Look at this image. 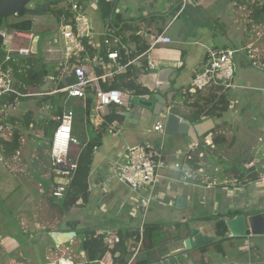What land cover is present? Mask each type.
Masks as SVG:
<instances>
[{
	"label": "crops",
	"instance_id": "0c3cea01",
	"mask_svg": "<svg viewBox=\"0 0 264 264\" xmlns=\"http://www.w3.org/2000/svg\"><path fill=\"white\" fill-rule=\"evenodd\" d=\"M82 1L89 4H83ZM106 1L113 5L108 18L103 17L99 0L71 2V6L74 2L80 5V11L86 15L91 27L90 40L96 53L92 55L89 51V69L93 75H104L107 65L113 62L108 58V52L124 50L128 57L126 63L130 62L128 66L118 71L117 65H113L116 72L102 79L100 85L108 86L117 75L134 69L139 87L134 90L120 89L125 93L127 104L112 105L104 115L97 112L95 120H91L86 142L95 134V127L99 129L105 124L106 132L101 144L93 149L94 158L89 174L90 195L83 206L63 212L57 197L52 195L57 183L51 172V142L48 153L39 152L46 137L39 140L38 134H33L28 149L34 155L36 152L39 154L29 163L21 164L9 162L20 159L21 150L25 146L22 148L20 145L19 149L11 144L3 146L0 142V158L5 161H0V189L3 190L0 193L1 198L3 197L0 204V260L2 259L3 264H53L58 258L67 257L73 264H100L90 260L87 251L82 248L79 230L93 229L99 234H115L119 231L136 230L143 225L162 224L168 230L169 236L171 234L176 237L175 224L189 221L192 227H198L203 234L217 237L215 241L205 244L209 247L204 251H200L199 247L190 250L195 264H264V235L236 237L229 231L220 246H214L212 243L220 238L216 235L214 221L205 219L233 210L248 215L264 212V172L259 180L242 183L228 169L229 160L239 155L241 158H252V162L261 164L264 170V63L261 59L257 60L258 65L253 64L255 68L244 69L243 77L235 79V72L233 86L226 88L230 100L229 109L221 117L212 118L214 128L219 127V132L226 137V142L219 147L218 154L215 155L214 152L216 144L213 134L210 133L212 129L198 138L193 129V124L197 121L190 117L194 111L190 104L197 97L192 81L207 63L211 52L229 48H250L254 57L262 58L264 38L258 31L256 34L263 39L260 40V36L254 37L258 25L255 27L250 22V10L244 4L238 6V0ZM70 11L74 14L71 9ZM129 26L135 29V34L141 36L140 43L124 38ZM58 33L60 34V30ZM161 33L170 36L171 42L159 43L151 48L153 36ZM21 34L24 36L11 37L14 40L11 47L20 48L28 44L26 34ZM125 36H129V32ZM106 37L112 39V44L103 43ZM56 39L57 45L47 48L54 49V52H46L56 58L55 66L59 68L63 65L61 80L65 82L70 74L65 70L60 36ZM90 40L87 39V42ZM142 44L147 46L146 50L131 57ZM0 47L5 50L4 45ZM102 52L107 60L103 59L105 57ZM244 59L250 60V57ZM149 60L156 67H171L179 73L173 82V91L164 96L167 100L164 109H170L181 118L177 133L168 132L166 120L156 115L152 108L134 105L133 100L139 97H132L133 94L151 92L145 86L144 80L150 72ZM117 61L126 64L121 60V55ZM241 63L243 64L242 58ZM132 78L133 76L128 80ZM255 82L259 84L255 85ZM95 86L92 83L88 87L87 97L94 95ZM56 90L49 94L56 93ZM207 91L209 88L199 92L205 94ZM72 99L85 105L83 99ZM11 109L9 107L8 110ZM126 111L130 112V120L123 116ZM113 116L120 118L108 121ZM209 118L211 117L202 116L201 120ZM158 121H163V130L154 129ZM1 135L2 132V138ZM22 139L24 137L21 135L19 141ZM208 141L214 146L208 145ZM202 142L212 155L201 163L199 170L185 177L186 167L178 170L173 163L180 161L183 164L186 154L189 151L194 152ZM145 143L158 144L166 162V166L160 169V181L153 188L149 186L153 192V201L147 209L141 205L139 195L133 193L127 184L115 176L116 168L122 163L127 148ZM22 144L24 145V141ZM83 147L72 146V157L81 152ZM9 155L13 156L12 159ZM221 155L222 163L219 162ZM10 167H15V171L21 173L14 175L13 182ZM10 183L14 184L11 188L8 185ZM15 188L19 193L13 197ZM180 196L186 198V204L182 208L176 205ZM72 222L76 223L74 229L71 227ZM71 232L76 235H62ZM189 236L184 229L181 231V238L169 237L162 247L167 248L169 253L181 249L184 247V240ZM142 256L140 252L132 262L141 260ZM131 258L132 254L129 261ZM102 260L113 262L111 253H106Z\"/></svg>",
	"mask_w": 264,
	"mask_h": 264
},
{
	"label": "trees",
	"instance_id": "16d2710c",
	"mask_svg": "<svg viewBox=\"0 0 264 264\" xmlns=\"http://www.w3.org/2000/svg\"><path fill=\"white\" fill-rule=\"evenodd\" d=\"M47 0H34L35 5L41 4ZM238 6L244 4L248 7L249 11V20L254 25H264V0H238ZM59 2H55L50 5L49 12L54 13L58 17V31L68 23H73V14L71 4H67L64 7L58 6ZM98 5L102 11V15L105 18H108L112 11V4L106 0H99ZM32 14L23 12L20 15H13L16 17L14 20H10L11 16L0 18V30L8 31H17L20 33H33L34 35L39 34L34 31V20L30 16ZM127 33L129 36H125V39H130L131 41H136L140 43L141 36L135 34V29L133 27H127ZM40 35V34H39ZM41 36V35H40ZM256 33H254V37ZM260 40L263 39L262 36L258 37ZM255 39V38H254ZM105 44V41H103ZM85 44L88 50L93 55L96 53L94 47L88 46L87 39ZM146 45H141L138 47L137 51L132 54L131 57L136 56L138 53H141L146 50ZM118 50V49H117ZM100 53V51H99ZM104 60H107V56L102 52ZM121 55V60L123 63L128 61L124 50H121L119 53ZM0 58H3V50L0 47ZM264 63V54L262 58H250L252 64H256L257 60ZM244 63V62H243ZM9 64L13 66V78H14V87L23 94V96L17 94H7L3 96L1 101V106L4 107L9 113V107H15L19 102H24L30 99H37L41 104L48 103L51 106V112L53 116L48 119L47 117H40L39 127L43 128L45 137L52 141L53 132L60 123V118L65 107L72 108L75 111V120H74V135L79 138L81 143H86L82 148L81 152L77 158V169L74 177L69 182L65 194L62 198H56L60 203V209L63 212L69 211L74 207L83 206L89 200L90 195V181L89 174L91 166L93 164L94 158V147L101 144L103 135L105 134V124L100 126V128L95 127V134L86 142L87 139V129L92 123L90 119L91 108L93 103V96L90 94L87 97L85 105L82 102H75L74 99H68V93L66 91H58L54 94H49L55 89L59 90L65 86V82L73 83L75 81V75L70 74V77L64 82L61 80L63 75V65L59 68L54 64L49 66L44 62L39 54L37 56L29 55L23 56L18 53L13 54L12 59L9 61ZM258 65V63L256 64ZM133 76V78L128 80ZM52 78L53 85L46 86L44 90L42 87L46 85L49 78ZM135 79V80H134ZM137 72L128 71L125 74H120L115 77L113 82L110 85L104 86L105 88L114 87L118 89H129L134 90L139 87L138 84ZM197 90L196 99L190 104L194 108V111L191 113V118L194 121L201 120L202 116L211 117L213 119L221 117L230 106V100L228 94L226 93V88L219 85H212L209 87V91L203 94ZM40 93L41 95H30L24 96L27 93ZM113 119H119V116L109 117L108 121ZM31 113L24 117V123L26 126L32 124ZM8 120H5L4 124ZM15 129L18 130L19 124L16 121H13ZM38 126H36L38 128ZM220 128L215 127L210 133L213 134V139L216 144L214 152L215 155L218 154L219 147H221L226 142V137L223 133L219 132ZM18 133V132H17ZM15 134L14 139L10 142L5 141L0 137V142L3 146L11 144L14 147L19 145L20 134ZM205 151V153L203 152ZM203 152V156H199V153ZM209 151L204 148V143L199 144L198 148L192 152L189 151L183 159V167L191 168L193 171H197L201 168V163L212 155L208 153ZM220 163L223 162V155L219 157ZM228 169L233 171V174L241 180L242 183H249L256 180H259L262 177L261 164L256 165L252 162V158H241L238 156H233L229 160ZM248 164V166H246ZM227 169V170H228ZM244 214L239 210L228 211L227 213H219L209 218L207 220H212L215 223L216 235L219 236V240L212 243L214 246H220L222 241L229 234V230L226 224V219L228 217H235L238 215ZM72 228L76 227V223L71 224ZM174 230L177 233V236L174 238H181V231L186 230L190 232V223L189 221L177 222L174 226ZM168 230L162 224H148L143 225V232L138 228L136 230H127L119 231L115 234H102L98 233L93 229H81L78 234L82 238V248L87 251L90 260L99 261L101 260L106 253L110 252L113 258L114 264H128L129 257L132 254L131 248L133 245H136L142 238L141 252L143 254L142 259L130 264H153L157 261L163 259L162 255L168 252L167 248L163 244L167 243L169 237ZM119 236L121 241L114 245H109L105 242V236ZM172 237V238H173ZM209 247L208 245H203L199 248L200 251L206 250ZM166 254V255H168ZM165 255V256H166Z\"/></svg>",
	"mask_w": 264,
	"mask_h": 264
},
{
	"label": "built area",
	"instance_id": "2783aa9c",
	"mask_svg": "<svg viewBox=\"0 0 264 264\" xmlns=\"http://www.w3.org/2000/svg\"><path fill=\"white\" fill-rule=\"evenodd\" d=\"M73 23L65 24L60 33L63 38V55L65 58V70L68 74L75 75V81L73 83L65 82V86L58 91H66L68 93V99L79 98L83 99L86 103L87 89L92 83L96 84L94 96H96V110L98 114H105L108 108L112 105H126L125 93L114 87L104 88L100 85V81L105 77L112 76L116 69H113V65H117V70L121 71L125 69L128 64H120L117 60L119 58V52L110 50L108 52V58L113 62L109 63L106 67L104 75H93L89 69L87 59L89 58V50L85 44V40H90L91 27L86 15L80 11V5L77 2L72 4ZM4 37L5 50H3V58H0V133L5 130V120L7 119L6 109L1 106L3 96L7 94H17L23 96L14 87L13 78V66L9 64L13 54H20L23 56L32 55L31 44L34 37L33 33H25V37L28 38V44L24 47H11L10 45L15 36H24L17 31H0ZM12 37V38H11ZM116 41L118 39H115ZM171 37L164 33L153 36L150 47L153 48L159 43H170ZM106 45L112 44V39L106 37L104 39ZM88 46L94 47L91 40ZM244 48H229L220 51H213L205 65L199 72L196 73L193 78L192 85L196 90H205L212 85H219L225 88H231L233 86V78L236 71V65L239 57L253 58L252 52ZM48 52H54V49L49 48ZM148 52V51H147ZM146 52V53H147ZM145 54V53H144ZM248 54V55H247ZM96 60V58H95ZM149 69L156 68V64L149 60ZM37 95V93H27L24 96ZM151 92L142 91L140 93L133 94L132 97H139L141 100H150ZM11 107V106H10ZM74 120L75 111L72 108L65 107L60 118V123L56 127L50 147V159H51V172L55 177H63L69 180L75 175L77 169V158L72 157V146H85L86 143H81L79 138L74 135ZM163 121H158L154 129L159 131L163 130ZM208 145L214 146L212 142L208 141ZM96 148V147H95ZM13 150L12 147L8 148ZM199 156H203V152L199 153ZM166 166L164 153L162 148L158 144L145 143L143 145H136L127 148L123 154V161L119 164L115 171V176L127 184L130 190L139 195V201L146 209L150 207L153 201V192L149 189V186L153 188L155 184L160 181L161 174L160 169ZM175 169H183V165L180 161L173 163ZM193 172V169L185 168L184 176L189 177ZM68 185L57 184L52 191V195L57 198H62L65 194ZM143 232V226L140 227ZM121 241L119 236H105V242L109 245H114ZM141 241L131 248L132 258L130 264L135 260V257L141 252ZM100 264H114L113 262H105L104 260L98 261ZM0 264H3L0 262ZM53 264H73V261L67 257L58 258Z\"/></svg>",
	"mask_w": 264,
	"mask_h": 264
},
{
	"label": "water",
	"instance_id": "95a60500",
	"mask_svg": "<svg viewBox=\"0 0 264 264\" xmlns=\"http://www.w3.org/2000/svg\"><path fill=\"white\" fill-rule=\"evenodd\" d=\"M34 0H0V18L20 15L23 12L32 15H42L49 12L50 5L55 2H61L64 0H47L41 4L33 5ZM60 42L63 46L62 34H59ZM41 36L36 34L33 37L31 44V52L33 56L39 54V42ZM4 43L3 34L0 32V46ZM178 72L174 71L171 67H156L151 69L147 76L144 78L146 84L145 86L154 92L151 99L140 100L139 104L141 106L152 108L156 115L161 116L166 120V129L170 133L179 132L181 126V118L170 109L165 110L164 105L167 104V100L164 98L165 94L173 91V82L178 76ZM96 96L93 98L92 108L90 118L92 122L95 120L97 115L96 111ZM123 116L130 120V112L126 111ZM213 119L209 118L206 120H200L193 124V129L196 132L197 137H202L207 132L214 128ZM55 181L57 184L68 185L69 180L63 177H56ZM186 204L185 197L177 198V207H184ZM226 224L231 235L236 237H242L246 235H264V212L248 215L241 214L235 217H228L226 219ZM76 235L75 232L62 234V235ZM190 236L184 240V247L170 252L168 255L164 256L163 259L157 261L153 264H195L193 258L190 254V250L194 247H201L211 241H215L217 237L208 236L203 234V232L198 227H192L190 224Z\"/></svg>",
	"mask_w": 264,
	"mask_h": 264
},
{
	"label": "rangeland",
	"instance_id": "374dc122",
	"mask_svg": "<svg viewBox=\"0 0 264 264\" xmlns=\"http://www.w3.org/2000/svg\"><path fill=\"white\" fill-rule=\"evenodd\" d=\"M73 0H64L59 2L58 6L59 7H64L66 6L68 3L71 4ZM83 4H89L87 1H82ZM33 5H35V2L33 1L32 3ZM33 19H34V31L35 33H39L41 35L40 38V42H39V56H41V58H44V62L47 65H53L54 60H56V58H54L53 56L48 55L47 48L51 47V46H56L57 45V39L58 35H59V31H58V17L54 14V13H44L42 15H30ZM16 19L15 16H11L10 20H14ZM256 27V25H255ZM251 29V27H249V30ZM257 30L254 31V33H256L257 31L259 32V34L263 35L264 38V25H260L258 26V28H256ZM251 32V31H250ZM38 34V35H39ZM256 36H261V35H257ZM23 45L25 44V42L22 43ZM50 53V52H49ZM241 58H242V62H244L243 64L241 63ZM244 57H239L238 61H237V65H236V77L235 79L241 78L243 77V72L244 69H248V67L251 68H255L254 65L252 63H248L250 62V60H245ZM51 63V64H50ZM65 78V77H64ZM67 80V77L66 79ZM52 79L49 78L45 87H42V90H44L46 88V86H51L53 85V82H51ZM49 84V85H48ZM255 85L259 84V82H255ZM230 93V92H229ZM37 95H41L40 93H37ZM92 96H94L93 94H91ZM140 98H136L135 100H133L134 105L135 106H139V102H140ZM80 102V101H78ZM31 113V118H32V124H30L29 126H26L24 123V117L28 114ZM53 116L52 112H51V106L48 103H39L37 101V99H30L24 102H19L18 104L15 105V107H12L11 110H9V113L7 114V119L8 122L6 123V127L5 130L2 132V138L4 140H6L7 142H10L14 139L15 134H20L24 137V139H22V141H19V145L17 146V148H19L20 145H22L23 150H21V158H16L17 160L13 159V162H9V163H29L30 161H32V159L36 158L37 155L39 154L38 152L35 153V155L30 151L29 148V143L33 138V134H38V139L41 140L43 138H45V133H44V129L39 127L37 124L39 123V118L40 117H47L48 119H50ZM13 121H16L19 124V129L16 130L15 126L13 124ZM38 126V128L36 127ZM5 135V136H4ZM7 139H5V138ZM24 141V145L22 144V142ZM49 143L50 140L49 139H45L43 141V145L40 149L39 152H42L41 154H46L47 149H49ZM2 145L0 144V147ZM8 146V144H7ZM9 148V147H8ZM20 149V148H19ZM25 149V150H24ZM5 156V155H4ZM10 156V155H9ZM46 156V155H44ZM13 156H10V159H12ZM5 160V158H4ZM1 161V158H0ZM1 163H5V161H1ZM10 173L13 174V177L11 179V181H14V175H18L21 174L19 171H15V167L11 168L10 167ZM19 178V177H18ZM9 187L11 188L14 184L10 183L8 184ZM3 192V190L0 189V193ZM19 192L16 191V188L13 190L12 196L16 197L17 194ZM1 195V194H0ZM3 198V197H2ZM2 198L0 196V204H2ZM1 263L2 259L0 260Z\"/></svg>",
	"mask_w": 264,
	"mask_h": 264
}]
</instances>
